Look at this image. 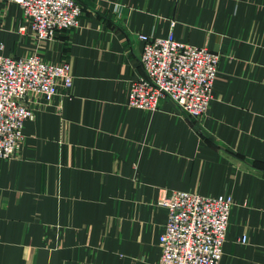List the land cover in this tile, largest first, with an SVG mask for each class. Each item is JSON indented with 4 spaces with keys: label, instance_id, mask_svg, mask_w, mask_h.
Returning <instances> with one entry per match:
<instances>
[{
    "label": "crops",
    "instance_id": "1",
    "mask_svg": "<svg viewBox=\"0 0 264 264\" xmlns=\"http://www.w3.org/2000/svg\"><path fill=\"white\" fill-rule=\"evenodd\" d=\"M81 1L76 28L36 41L0 0V55L69 60L73 76L27 96L21 150L0 158V264H158L157 201L176 190L231 195L219 264H264V0ZM139 33L219 54L204 118L126 105Z\"/></svg>",
    "mask_w": 264,
    "mask_h": 264
},
{
    "label": "built area",
    "instance_id": "2",
    "mask_svg": "<svg viewBox=\"0 0 264 264\" xmlns=\"http://www.w3.org/2000/svg\"><path fill=\"white\" fill-rule=\"evenodd\" d=\"M18 4L23 25L36 41L53 39L74 29L86 9L81 0H8ZM142 74L129 81L126 105L155 110L163 99L172 101L194 119L206 116L213 96L219 54L173 39L139 33ZM73 83L69 60L45 61L37 52L0 55V158L14 159L21 150L23 124L35 117L27 96L50 101L69 93ZM167 219L159 235L158 264H219L225 241L231 195H200L176 190L159 197ZM240 241L245 242V237Z\"/></svg>",
    "mask_w": 264,
    "mask_h": 264
}]
</instances>
